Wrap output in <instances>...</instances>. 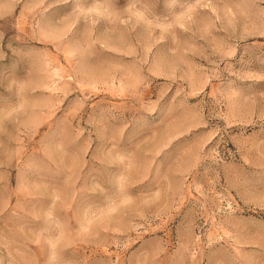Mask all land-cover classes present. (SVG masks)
Returning a JSON list of instances; mask_svg holds the SVG:
<instances>
[{"label":"rangeland","instance_id":"374dc122","mask_svg":"<svg viewBox=\"0 0 264 264\" xmlns=\"http://www.w3.org/2000/svg\"><path fill=\"white\" fill-rule=\"evenodd\" d=\"M0 264H264V0H0Z\"/></svg>","mask_w":264,"mask_h":264}]
</instances>
